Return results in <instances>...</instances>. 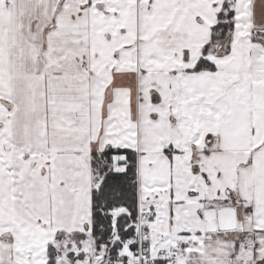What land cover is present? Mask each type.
<instances>
[{
    "label": "snow or ice",
    "instance_id": "snow-or-ice-1",
    "mask_svg": "<svg viewBox=\"0 0 264 264\" xmlns=\"http://www.w3.org/2000/svg\"><path fill=\"white\" fill-rule=\"evenodd\" d=\"M0 264H264V0H0Z\"/></svg>",
    "mask_w": 264,
    "mask_h": 264
}]
</instances>
